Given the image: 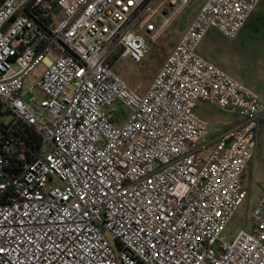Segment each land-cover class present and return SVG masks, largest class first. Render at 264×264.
Here are the masks:
<instances>
[{
	"label": "built area",
	"instance_id": "2783aa9c",
	"mask_svg": "<svg viewBox=\"0 0 264 264\" xmlns=\"http://www.w3.org/2000/svg\"><path fill=\"white\" fill-rule=\"evenodd\" d=\"M190 2L0 0V264H264V192L251 231L222 235L248 195L264 100L199 54L260 0H205L142 95L110 65L140 63L145 36ZM40 62L43 97L24 101ZM200 101L240 121L209 133Z\"/></svg>",
	"mask_w": 264,
	"mask_h": 264
},
{
	"label": "rangeland",
	"instance_id": "374dc122",
	"mask_svg": "<svg viewBox=\"0 0 264 264\" xmlns=\"http://www.w3.org/2000/svg\"><path fill=\"white\" fill-rule=\"evenodd\" d=\"M205 0H191L189 5H194L193 12L188 16L190 20L202 6ZM264 0L261 1V5ZM184 13V11L182 12ZM179 19V18H178ZM175 19L164 27L153 38L145 36L148 51L140 63L130 59L113 58V69L122 80L142 95L151 84L167 55L180 37ZM213 32V33H212ZM213 34V36H211ZM210 37H205L199 54L235 79L248 86L264 100V11L258 10L241 28L235 38L228 39L211 30ZM45 62H40L24 80L21 98L27 101L32 95L38 100L42 93L36 88L39 76L45 70ZM116 124L122 125L129 116L130 111L121 102L114 104ZM196 113L208 123L209 133L235 124L238 114L229 109L215 107L205 101H200ZM259 135L264 145V116L258 120ZM243 188L247 197L231 217L222 235L226 240H231L239 230L251 231V211L256 207L264 192V163H255L254 168L245 172Z\"/></svg>",
	"mask_w": 264,
	"mask_h": 264
},
{
	"label": "crops",
	"instance_id": "0c3cea01",
	"mask_svg": "<svg viewBox=\"0 0 264 264\" xmlns=\"http://www.w3.org/2000/svg\"><path fill=\"white\" fill-rule=\"evenodd\" d=\"M261 1L258 3V5L256 6V8L254 9V11L250 14L249 18L246 20L245 24L248 22V20L251 18L252 15H254L258 10H261V12L264 11V4L261 5ZM197 13V12H196ZM195 13V14H196ZM192 15V17L190 18V20L194 17V15ZM189 21V20H188ZM211 30L212 31H215V33H219L217 32L215 29H210L206 35V37H210L212 38L211 36H213V34L210 36V33H211ZM213 33V32H212ZM220 34V33H219ZM221 35V34H220ZM224 37V36H223ZM201 47V46H200ZM213 63L214 64H217L214 60H213ZM238 80V79H237ZM239 81V80H238ZM241 82V81H239ZM242 83V82H241ZM246 86V85H245ZM248 87V86H247ZM251 89V88H250ZM254 91V90H253ZM257 93V92H256ZM199 105V103H198ZM197 105V106H198ZM259 124H257V127H256V146H255V149H254V152H253V156H252V159L250 160V162L248 163L247 165V168L245 170V172L248 171V169L250 168H254L255 167V163H259V165H262V163H264V145H263V142L260 138V135H259Z\"/></svg>",
	"mask_w": 264,
	"mask_h": 264
},
{
	"label": "water",
	"instance_id": "95a60500",
	"mask_svg": "<svg viewBox=\"0 0 264 264\" xmlns=\"http://www.w3.org/2000/svg\"><path fill=\"white\" fill-rule=\"evenodd\" d=\"M194 10V5H189L187 7V9L184 11V13L181 14V16L178 19L177 22V31L179 33H182L184 31L185 25L187 23V18L188 16L193 12ZM14 20V18H12L4 27V29H6L8 27V25Z\"/></svg>",
	"mask_w": 264,
	"mask_h": 264
},
{
	"label": "trees",
	"instance_id": "16d2710c",
	"mask_svg": "<svg viewBox=\"0 0 264 264\" xmlns=\"http://www.w3.org/2000/svg\"><path fill=\"white\" fill-rule=\"evenodd\" d=\"M176 29H177V27H176ZM110 65H111V67L113 66V59H111ZM239 121H240V117L238 115V117L236 118L235 124L238 123ZM28 132H29V139H30L31 143L32 144L36 143V145H37L39 143V136L37 134H35L34 132H32V131H28ZM244 177H245V173L243 174V179H244Z\"/></svg>",
	"mask_w": 264,
	"mask_h": 264
}]
</instances>
